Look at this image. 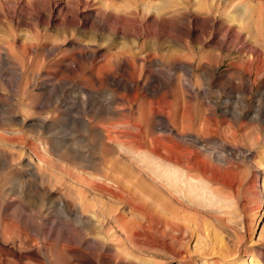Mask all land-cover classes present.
<instances>
[{
	"label": "rangeland",
	"instance_id": "1",
	"mask_svg": "<svg viewBox=\"0 0 264 264\" xmlns=\"http://www.w3.org/2000/svg\"><path fill=\"white\" fill-rule=\"evenodd\" d=\"M203 1L193 7L191 0H0V225H10L15 211L25 223L0 239V264H18L9 253L40 257L23 264H76L72 254L62 253L60 263L55 253L62 244L90 238L117 251L114 264H264V186L253 185L258 155L264 153V0H210L216 8L212 14ZM165 5L169 9L159 16ZM104 12L130 20L97 29L92 21ZM178 13L185 15L178 17L182 24L176 33L170 24H151L154 18L171 21ZM192 15L210 16L211 29L195 22L192 36H182L173 47L170 35L185 33ZM162 31L170 36L161 44L162 53L144 48ZM224 36L227 47L219 44ZM125 49L132 64L117 78L133 89L138 82L134 93L119 85L99 88L89 61H82L84 74L75 79L61 68L76 53H97L100 62ZM172 50L179 52L163 56ZM174 59L192 64L193 75L171 66ZM217 62L221 67L210 80L204 70ZM259 65L263 71L256 75ZM249 67L255 73L251 94L245 89ZM186 79L196 86L195 94L183 90ZM45 84H63L66 90L41 92ZM243 109L248 114L241 121L224 114ZM256 109L262 118H255ZM160 110L169 113L182 135L186 158L204 162L228 184L188 164L170 169L163 157L150 153L151 141L162 142L170 134L152 117ZM128 112L141 130L128 127L123 117ZM183 114L188 118L182 121ZM75 117L105 130L140 133L148 145L143 151L108 140L101 145ZM120 159L131 174L125 191L117 189L114 197L94 189V184L109 185L106 165ZM33 166L40 167L37 180L30 174ZM42 192L47 201L41 200ZM80 198L88 201L84 220L67 206ZM60 203L66 208L58 209ZM2 205L10 206L2 211ZM115 217L120 223L112 225L113 239L101 221ZM80 248L109 264L108 252Z\"/></svg>",
	"mask_w": 264,
	"mask_h": 264
},
{
	"label": "bare ground",
	"instance_id": "2",
	"mask_svg": "<svg viewBox=\"0 0 264 264\" xmlns=\"http://www.w3.org/2000/svg\"><path fill=\"white\" fill-rule=\"evenodd\" d=\"M191 2H193V4H192L193 7L197 6L196 5L197 0H194V1L191 0ZM203 3L205 5V7L208 8L210 14H212L213 10L216 9L214 4L212 2H210V0H204ZM172 6L174 7L175 5H172ZM168 7L169 6H166V5L163 6V9H161V11H163V12H161L159 14V16L161 14H163L167 9H169ZM186 11H189V9H186ZM133 14L134 13H131V15H133ZM184 15H185V13H183V14L178 13V14L174 15L175 17L176 16L177 17L176 18L174 17L171 21H167V20L159 21L158 18H154L152 20L151 24L152 25H159L160 24V25H164V26L170 24L172 26V28L174 29L173 30V32H174L175 30H179L180 29V25L182 24L181 20L178 17L179 16H184ZM191 17H193V18H189V22H188L189 26L186 25V26H188V28H187L188 30L185 33H183L181 35L180 32L179 33L177 32L178 34H173L172 33L170 35L171 37L169 36L171 41H172V46L173 47H175V48L179 47L178 45H179L180 40L182 39V36L186 37V38H190V36H192L193 32L191 31L192 28H190V25L192 27L195 24V22H200L201 21L203 24L206 25L205 28L211 29V24H212L213 20H211L212 18L210 16H207L206 18H201V19H198L197 16H195V15H192ZM127 20H130V18H128L127 15H125V17H120L118 15L116 16L115 14H107L106 12H104V13L100 14L98 17H96L95 20L92 21V25L95 28L100 29L102 24H107V23H110V22H117V23L121 24L122 22H125ZM225 28H222V29L225 30ZM230 30H232V29H230ZM226 31H227V34H228V27H227ZM175 33H176V31H175ZM124 36H128V35L126 33H124ZM169 37L166 36L163 33V31H162L159 34H156L154 36V40H152L150 46H145L144 45V48H146V49L149 48V50H151L154 53H162L161 44L163 42H166L165 40L167 38H169ZM226 39H227L226 36H224L223 39L221 40V43H219V44H221L223 47L224 46L227 47L226 46ZM232 46H233V44H232ZM226 50L228 51V49H226ZM125 51H126V49L121 51V52H115V53H113L110 56H105V57L102 58V60L100 62H97V60L99 58L97 53H87L85 55L76 53L69 59L71 61V64L67 65V66H63L61 68L63 69V72L65 74H67V76H69L70 78L75 79V78H78V77H80L81 75L84 74L82 61H84V60L89 61L90 64H91V71L90 72H91V75L93 77V83L95 85H97L99 88H103L105 85H107V86H115V87L119 85L120 87H124V88H126L128 90H131V92L133 91V93H134V90L138 87V82H136V81L134 82L133 81L134 82L133 83L134 89H133L131 86H128L127 84L124 85L122 82H120V84H119L118 78H117V73L119 71H122V70H124L127 67H131V64H132L131 57H128L126 55ZM178 52L179 51L175 52L173 50L172 51H168L163 56H165V55H177ZM254 56H255V59H256L255 61L259 62V64H260V62H261V59H260L261 54L259 52L255 51L254 52ZM191 65L192 64H188L187 62L182 61L181 59H174V60L171 61V66H173L174 68L179 69V71H183L184 72V76H187V77H191L193 75V72H194L195 68H193ZM220 67H221V63L217 62L215 67H213V68L210 67V68H207V70H204V74L207 73L210 76L209 79L210 80H212V79L214 80L215 77L217 76L216 72H217V70ZM262 68L263 67L261 65L258 66V69H257L258 73L256 75L259 74V71H263ZM237 69H238L237 70L238 71L237 74L243 75V73L240 72V68H237ZM253 74H255L253 68L249 67L247 69V71H246V75L248 76V79L245 80V87H246L245 89H246L248 94H251L252 91H253V88H254ZM100 77H103L104 79L102 80V79H100ZM188 79L185 80V83L182 85V88L188 94H195L196 90H197L196 86L193 85V83H191V81H189ZM65 88L66 87L63 86V84L62 85L61 84L51 85V86L45 84V85H43V87L40 88V90H41V92H44V93H51V92H55V91L58 90L59 92L64 94V89ZM173 88H174V86H173ZM136 90H135V92H136ZM87 93L91 94L92 92L91 91H87ZM54 94H56V93H54ZM183 95H184V93H183ZM185 97L188 98L189 96L185 95ZM208 97L210 98V95H208ZM244 97H245V95H244ZM126 103L129 104L130 102L126 101ZM169 106H171V103H167V108H169ZM215 107L217 108L218 104L215 103ZM261 111L259 109H256L255 116L257 115V117H255V118H257V119L262 118L263 115H262ZM96 112H98V111H96ZM140 113H141V111H140ZM109 114H111V111H109ZM152 114H153L152 115L153 118L159 119L162 123H164L165 132L170 133L169 136L164 135V137L165 136L166 137L164 138V140L162 142L159 139H156V140L150 142V153L153 156H161V159L163 157L164 161L166 162L168 167H170V169H174L176 167H182V165L188 164V165L193 166L195 169H197L202 174H204V175H208V174L212 175L220 183L222 182L224 184H228V181L224 177L214 176L212 171H211V169H210V167L207 166L204 162H202V161H200L198 159L192 160V158H190L188 160L186 158L185 152L183 150V143L180 141V138H182V135L180 134V132L176 131L174 124H172V122H171L172 120L170 119V116H169L168 112L160 110V111L153 112ZM224 114H225V116L230 114L231 117L232 116L234 117V119H238V120L241 121V120H243V119H245L247 117L248 113L246 112V109H243V110L239 111L238 113L235 112V111H231V110L225 111ZM114 115H120V112L119 113H115ZM130 116H131V112L123 114V117H125V119L126 118L128 119V120H126L127 121L126 124L129 125L128 127L131 126L130 129L131 128L132 129L133 128H139L141 130L142 129L141 125H139V124L132 125V122L129 121ZM181 118H182V121H183V120L187 119L188 117L185 114H183ZM73 121L74 122H80L81 124H83V126L87 129V131L89 133L94 134L97 137V139H98L99 143H101V145L107 144L106 141L108 140L110 142H117L118 144H120L122 146H126V147H132V148H136L137 147V149L140 150V151H143L142 149L145 148L146 145H148L147 143L142 141V139H141L142 137H140V133H133L131 130H125V131H121V132L120 131H114V130H105L104 128H101L100 126H97V125L93 126L91 124V122L88 120V118H85V117H79V118L75 117V118H73ZM173 135H176L175 136L176 138H173ZM141 154L142 153H140V155ZM258 158H259L258 159V163L256 164L258 173H257V175H254V184H253L254 188H256L257 190L261 189V187L264 186V153H259ZM123 160L133 161L134 159L132 157L123 156ZM118 162H119V164H114V163L110 162V163H108L106 165V171L105 172H106L107 182L109 183V185L107 186V185H103V184L102 185L94 184L93 185L94 189H96V188L106 189L111 195H114V197L115 196H117V197L119 196V194L116 193L117 189L125 191V188L130 183L131 174H130V172H128L127 168L123 169L122 166H120V164H122V165L125 164L126 165V163H123V161L121 159L118 160ZM33 169H34V173L32 172L30 174H31L33 179H36V178L38 179L39 175H37V172L40 170V167L33 166ZM22 187L24 188V185ZM33 190H34V188H33ZM257 195H258V192H257ZM41 200L43 202L48 200L47 199V193H43V192L41 193ZM76 201L68 202L67 206H68V208L72 209L75 212V215H76L77 218H80L81 220H84L83 213L85 211L89 210L88 209V201H87L86 198H80L78 200V202H76ZM8 206H10V205H8ZM8 206H3L2 205L1 210L2 211H6ZM57 208L58 209H65L66 207H65V205L63 203H60L57 206ZM15 212L9 215V217L11 219V224L10 225H7V226L0 225V239L7 238V236H9L8 234L9 233L11 234V232H13L15 230L21 231V227H23V225L25 224V223L23 224L21 222V218H22L21 215H20L21 213L17 214ZM97 214H98V210L96 208H94L92 215L94 217L98 218ZM97 220H99V219H97ZM106 220H107V222H105V220L101 221L102 225L101 224L100 225H101V227H103L102 229L103 230L107 229L110 238L116 239L117 238V233L114 232L115 226L113 227L112 225H115L116 223H120L119 218L115 217L113 220L111 218H106ZM36 222H38V221H36ZM36 222H34V223H36ZM90 223L93 224L92 222H90ZM90 223H88V224H90ZM106 223H108V224H106ZM28 226H26V227H28ZM26 227H24V228L26 229ZM121 229H122L123 233L127 234L128 231H127L126 228L122 227ZM26 243H28V242H26ZM0 244L2 245L1 242H0ZM46 245H48V247H49V250H47V251L48 252L50 251L52 253L53 252L52 244L46 243L45 246ZM108 245L109 244H106L104 241H100L99 239H96V238H94V239L90 238L89 240H87L85 242L80 240L77 244H72V246H70L68 244H62L61 245V249H60L61 252L59 254L55 253V255H56L55 257H57V259L61 263V256L60 255H62V253H64V252H68V253L73 255V258H74V261L76 262V264H102V260L100 259L99 254H95L92 251H90L88 253V252L83 251L80 248V247L83 248V246H87V248L89 250L94 249V250H97L99 252L100 251L108 252L109 253L108 263L109 264H114L115 261H116L115 259L117 257H119V256H117L115 258V255H116L117 251L115 253V250L113 249V247L108 246ZM10 250L11 249H9V252H10ZM7 256L12 257L15 260V262L18 263V264H23L24 260L40 262V257L39 256H34V258H30L29 256L22 255L20 253L19 254L9 253V254H7ZM48 257H50V256H48Z\"/></svg>",
	"mask_w": 264,
	"mask_h": 264
},
{
	"label": "crops",
	"instance_id": "3",
	"mask_svg": "<svg viewBox=\"0 0 264 264\" xmlns=\"http://www.w3.org/2000/svg\"><path fill=\"white\" fill-rule=\"evenodd\" d=\"M237 75H239V74H237ZM240 76V75H239ZM211 97V96H210Z\"/></svg>",
	"mask_w": 264,
	"mask_h": 264
}]
</instances>
